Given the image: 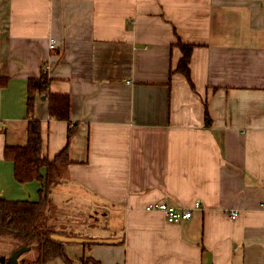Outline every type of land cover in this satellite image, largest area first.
Wrapping results in <instances>:
<instances>
[{"label":"crops","instance_id":"1","mask_svg":"<svg viewBox=\"0 0 264 264\" xmlns=\"http://www.w3.org/2000/svg\"><path fill=\"white\" fill-rule=\"evenodd\" d=\"M178 41L192 46L190 82ZM42 72L69 97L68 122L40 95L33 107L43 154L69 159L48 209L88 231L69 236L120 239L64 244L72 264H264V0H0L8 200H38L43 185L18 182L4 157L26 142L27 83ZM154 202L192 216L167 222L144 209Z\"/></svg>","mask_w":264,"mask_h":264},{"label":"trees","instance_id":"2","mask_svg":"<svg viewBox=\"0 0 264 264\" xmlns=\"http://www.w3.org/2000/svg\"><path fill=\"white\" fill-rule=\"evenodd\" d=\"M181 50V58L177 63L176 71H179L187 81L189 77V57L192 46L177 42ZM4 79H0V85ZM49 78L46 72H42L37 78H30L27 83L26 105L28 121L26 124V142L22 145H6L4 157L10 160L14 166V177L22 183L38 180L43 183L39 189V199L8 200L0 197V237H11L17 240L21 246H30L35 255L30 264H45L55 258H62L67 264H72L64 253V244L50 238L51 234H65L53 230L42 224L41 217L49 206V192L55 182V174L60 165L69 162L67 149L64 147L53 158L49 159L43 154L40 121L33 117V107L37 95L45 96L47 110L50 117L68 122L69 97L67 94L51 93L48 90ZM210 122L205 114V123ZM71 129L67 132V139L71 136ZM45 169V174L41 169ZM99 264L90 257H82L81 264Z\"/></svg>","mask_w":264,"mask_h":264},{"label":"rangeland","instance_id":"3","mask_svg":"<svg viewBox=\"0 0 264 264\" xmlns=\"http://www.w3.org/2000/svg\"><path fill=\"white\" fill-rule=\"evenodd\" d=\"M69 213L70 211L68 209L65 211H63L62 209L58 211L57 209L56 212L46 207V211L41 217L42 224H44L47 227H51L53 230L56 231L60 230L61 232H64L67 235L68 234L83 235L85 233H88V231L86 232V227L84 229L82 228L81 230H79L78 233L71 229L72 225H74V223L71 220L78 218L73 216L71 220H69L70 219L69 217L71 216V215H67ZM85 216L86 215L84 214H80V213L78 214V217L82 218L80 220H84ZM66 244H70V243H66ZM19 246H21L20 243L11 237H0V255L1 254L9 255L14 249H16ZM34 255H35V251L33 249H30L29 251L23 253L20 256L18 260V264H30L31 263L30 260L33 258ZM58 260L60 264H67L66 262L63 261L62 258H58ZM21 261H23V263Z\"/></svg>","mask_w":264,"mask_h":264},{"label":"water","instance_id":"4","mask_svg":"<svg viewBox=\"0 0 264 264\" xmlns=\"http://www.w3.org/2000/svg\"><path fill=\"white\" fill-rule=\"evenodd\" d=\"M45 96H41V99H44ZM50 238L54 241L66 244V243H76V244H115L120 241L117 238H88L82 236H69L64 234H51ZM30 246H19L14 249L8 260V264H17V258L20 257L23 253L29 251Z\"/></svg>","mask_w":264,"mask_h":264},{"label":"built area","instance_id":"5","mask_svg":"<svg viewBox=\"0 0 264 264\" xmlns=\"http://www.w3.org/2000/svg\"><path fill=\"white\" fill-rule=\"evenodd\" d=\"M49 47L51 49L55 48L54 41L51 40L49 43ZM194 207H199L198 203L194 204ZM144 209L146 211H160L163 213L167 222L176 223L186 220L192 216L191 208H180L174 205L166 204L164 202H154L145 205ZM237 215L236 211H232L229 213L231 218H235Z\"/></svg>","mask_w":264,"mask_h":264},{"label":"flooded vegetation","instance_id":"6","mask_svg":"<svg viewBox=\"0 0 264 264\" xmlns=\"http://www.w3.org/2000/svg\"><path fill=\"white\" fill-rule=\"evenodd\" d=\"M10 254H11V253H10ZM10 254H9V255L1 254V255H0V264H8V263H7V260H8V258H9V256H10ZM19 258H20V257L17 258V264H18V260H19ZM21 262L23 263V261H21Z\"/></svg>","mask_w":264,"mask_h":264}]
</instances>
